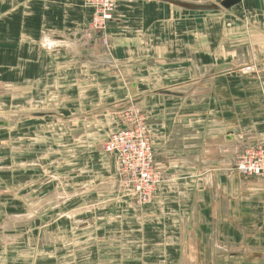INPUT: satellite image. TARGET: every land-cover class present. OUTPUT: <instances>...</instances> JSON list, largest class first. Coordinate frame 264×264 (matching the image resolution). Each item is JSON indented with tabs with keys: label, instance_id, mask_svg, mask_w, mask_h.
<instances>
[{
	"label": "crops",
	"instance_id": "obj_1",
	"mask_svg": "<svg viewBox=\"0 0 264 264\" xmlns=\"http://www.w3.org/2000/svg\"><path fill=\"white\" fill-rule=\"evenodd\" d=\"M115 10L106 46L86 30L82 0H0V88L21 107L0 127H70L8 152L0 246L24 254L9 264H264V181L234 169L246 148H264V0L217 10L117 0ZM244 66L255 70L246 79ZM131 106L162 178L146 206L122 192L102 150Z\"/></svg>",
	"mask_w": 264,
	"mask_h": 264
},
{
	"label": "built area",
	"instance_id": "obj_2",
	"mask_svg": "<svg viewBox=\"0 0 264 264\" xmlns=\"http://www.w3.org/2000/svg\"><path fill=\"white\" fill-rule=\"evenodd\" d=\"M116 0H84L92 11L90 31L100 35L113 20ZM121 126L109 134L102 150L115 158L116 181L139 206L152 204L162 178L154 167V152L145 119L135 108L124 110ZM235 171L264 181V148H246L237 158Z\"/></svg>",
	"mask_w": 264,
	"mask_h": 264
},
{
	"label": "rangeland",
	"instance_id": "obj_3",
	"mask_svg": "<svg viewBox=\"0 0 264 264\" xmlns=\"http://www.w3.org/2000/svg\"><path fill=\"white\" fill-rule=\"evenodd\" d=\"M116 1H115V5H114V12L116 11L115 10L116 9ZM82 2H83V6H85L84 0H82ZM85 8L88 9L86 6H85ZM246 10H247V5H245V3L244 4L240 3L238 6L233 8V12L239 13V14H244L245 12H247ZM92 15L93 14L91 11L90 12V20L86 24V30H88V31H90ZM114 17H115V15H114ZM110 23H111V21L106 25L105 30L100 35H98V36L103 37V41H104L103 43H105L106 46L110 44L109 40L105 41L106 40L105 37L106 36L108 37L107 27ZM54 49H56V48H54ZM54 49H52V50L48 49V52H52V51H54ZM244 67H245V69H244ZM244 67H240V68L238 67L237 68V72H241L242 76H244L243 78L246 79L247 76H251L254 74L255 70L252 66L248 68L249 71L246 70V68L248 66H244ZM70 93H71V90H70ZM98 102H99V99H97L93 103H98ZM19 108H21V107L18 106L15 108V106H11V103L8 101V90L6 89V87L3 88V86H2L0 88V120L9 121L10 119H13V116H12L13 112ZM132 108H135L136 110L140 111V113L143 115L140 107L131 106L128 109H132ZM23 109H30V108L23 106ZM35 109L40 110L39 105ZM67 111L68 110L65 109L64 112L66 113ZM71 112L72 111L69 110V113H71ZM113 117L119 122V125L121 126V120H122L121 114L113 116ZM143 117H144V115H143ZM47 132H50L53 134H57V133L67 134V133H70V127H69V125H66V124H62V123L59 124L56 121L55 122L54 121L44 122V121H35V120H23V122L20 123L18 128L15 130L8 129L7 127H0V167H4L2 169L0 168V187L3 188L4 185H8L10 182V180H9L10 179V172L8 169L9 168L8 166H10V163H9L10 161H9V157H8L9 156L8 152L10 151V149L18 148L21 150H25V148L30 146L32 143H41L43 140L42 135L44 136L45 134H47ZM25 134H30L28 139L25 138V136H24ZM149 136H150V133H149ZM106 138H107V136H106ZM51 139H52V137H51ZM52 141H55V140H51L49 142H52ZM150 141H151V138H150ZM18 149H17V153L19 154V153H21V151H18ZM236 160H235V162H236ZM19 175H20V173L18 172V177H19ZM7 201H8L7 203H9L8 199H7ZM10 208H11V206H9V205H5V204L0 205V213H1L0 225H2L3 223L8 225L7 218L9 215V209ZM1 232H3V231H1ZM2 245H3L2 247L0 246V259H1L0 261L2 264H9V260L13 261V262H17L21 259L23 260L24 254H18L19 257L12 255V253L9 254V252H7V251L5 252V247L8 245V243L3 242ZM34 257L40 259V253L35 254ZM3 262H6V263H3Z\"/></svg>",
	"mask_w": 264,
	"mask_h": 264
},
{
	"label": "water",
	"instance_id": "obj_4",
	"mask_svg": "<svg viewBox=\"0 0 264 264\" xmlns=\"http://www.w3.org/2000/svg\"><path fill=\"white\" fill-rule=\"evenodd\" d=\"M157 1L168 3L170 5L185 10H217V4L223 8H229L234 4H238L241 0H222V1L218 0L216 4H209V5L193 4L181 0H157Z\"/></svg>",
	"mask_w": 264,
	"mask_h": 264
},
{
	"label": "bare ground",
	"instance_id": "obj_5",
	"mask_svg": "<svg viewBox=\"0 0 264 264\" xmlns=\"http://www.w3.org/2000/svg\"><path fill=\"white\" fill-rule=\"evenodd\" d=\"M195 4V3H194ZM209 5V4H208ZM85 7V6H84ZM128 109V108H127ZM123 111V110H122ZM116 162V161H115ZM256 179V178H255Z\"/></svg>",
	"mask_w": 264,
	"mask_h": 264
}]
</instances>
